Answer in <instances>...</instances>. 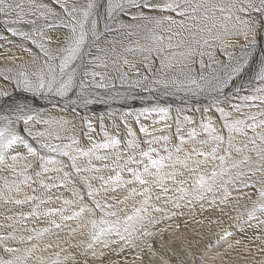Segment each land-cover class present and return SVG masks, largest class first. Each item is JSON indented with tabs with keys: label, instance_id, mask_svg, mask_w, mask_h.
<instances>
[{
	"label": "snow or ice",
	"instance_id": "snow-or-ice-1",
	"mask_svg": "<svg viewBox=\"0 0 264 264\" xmlns=\"http://www.w3.org/2000/svg\"><path fill=\"white\" fill-rule=\"evenodd\" d=\"M0 26L28 57L0 53V264H170L197 206L264 254V0H0Z\"/></svg>",
	"mask_w": 264,
	"mask_h": 264
},
{
	"label": "bare ground",
	"instance_id": "bare-ground-1",
	"mask_svg": "<svg viewBox=\"0 0 264 264\" xmlns=\"http://www.w3.org/2000/svg\"><path fill=\"white\" fill-rule=\"evenodd\" d=\"M44 2L48 3L49 0H44ZM53 6L55 7V5ZM21 27L27 28L28 26L25 25ZM2 32L3 28L2 26H0V33ZM7 35L10 36V34ZM10 38L15 41L16 44L22 43L21 41H19L18 38ZM0 43L4 42L0 41ZM8 48H11L12 51L7 52ZM0 53H6L8 56H11L13 53H15L16 55H24L25 60L28 59L27 55L22 54L15 46V44H5L4 48H0ZM19 62L20 61H17V63ZM5 63H8V61L4 60L3 57H0V67H3ZM245 79H247V77H245ZM165 100L172 103L174 109L176 107H186V105L182 104L178 96L165 97L162 98L160 102L164 103ZM29 102H31V97H29ZM38 103L41 105H47L43 109L46 112L52 111L55 113V111H57L52 109L51 105H48V102L45 100H38ZM148 103H150V101H142L137 99L135 101H117L114 103L110 102L109 105H95L90 107L94 108L98 113H106L108 110L123 112L129 110L130 108L135 109L141 106H146ZM128 119L132 120L131 117H129ZM105 122L108 124L111 123L110 119L107 116L105 117ZM135 126L136 125H134V127ZM97 139H99V137H97ZM9 207L12 206H5L0 203V219H2V216L7 213V209ZM182 211L184 212L183 216L176 217L173 221H165L166 224L178 223L181 225L180 232L174 234L171 237V239L174 241L171 247L176 250V255H173L172 252L168 251H160L158 253V255H164L165 259H168L170 261V264H179V261L181 259L186 260L188 264H192L193 260L195 261V264H255V261L264 259V254H261L258 251L257 247V245L260 244V241L253 239L254 236H259L261 234L259 230L248 229L246 233H240L233 229V231H235V235L233 237H230L229 240L234 242L235 239H243L244 243L249 245L252 252V255H247V253L243 251V246L229 249L227 246V242L222 241L221 244L218 246L215 244V240L217 239L216 232L222 231L223 228H228L229 224L231 223V221H229L227 217H223L224 223L218 227L214 224H208V221L207 219H205V217H207L209 213L201 214L198 206L195 210L184 208ZM219 215V213H215L212 218L215 219ZM201 219L205 221L204 225H200L195 222L196 220ZM184 221H189L186 227L184 225ZM201 237L203 238L201 239ZM249 241H251V243H249ZM209 243L213 244V247L206 248V245H208ZM185 248H187L188 251L192 253L191 257H188L187 254L183 251V249ZM201 257H203V259H201ZM245 257L247 258L245 259ZM128 258L131 260L132 256L129 255ZM210 259H212V261L207 262Z\"/></svg>",
	"mask_w": 264,
	"mask_h": 264
},
{
	"label": "rangeland",
	"instance_id": "rangeland-1",
	"mask_svg": "<svg viewBox=\"0 0 264 264\" xmlns=\"http://www.w3.org/2000/svg\"><path fill=\"white\" fill-rule=\"evenodd\" d=\"M23 26H25V25H23ZM189 105H191V104H189ZM189 105H188V106H189ZM135 127H136V126H135ZM65 194H67V193H65ZM250 230H251V229H250ZM209 261H212V259L208 260L207 262H209Z\"/></svg>",
	"mask_w": 264,
	"mask_h": 264
}]
</instances>
